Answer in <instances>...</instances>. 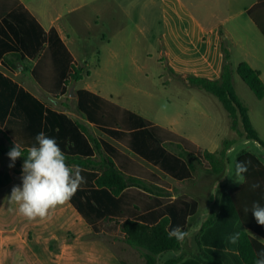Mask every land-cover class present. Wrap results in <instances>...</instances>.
I'll return each instance as SVG.
<instances>
[{
	"label": "crops",
	"instance_id": "obj_1",
	"mask_svg": "<svg viewBox=\"0 0 264 264\" xmlns=\"http://www.w3.org/2000/svg\"><path fill=\"white\" fill-rule=\"evenodd\" d=\"M260 1L0 0V146L12 148L17 142L27 150L43 131L57 140L66 155L96 162L102 156L110 158L126 175L158 188L151 193L130 187L114 196L96 186L100 170L81 167L87 182L75 196L47 219L28 220L7 198L12 187L22 183L21 173H13L12 182L0 189L4 199L0 246H6L0 251V264L16 263L11 251L15 225L24 235L38 236L18 243L27 264H134L138 251L123 241L122 223L133 219L155 225L163 218L189 236L179 250L160 255L157 264L169 259H179L177 264H246L239 239L232 244L229 237L245 232L263 244L264 240L242 224L233 204L230 190L244 181L238 184L231 179L226 189L215 190L220 178L211 166L184 155L200 156L197 152L204 149L214 153L221 139L208 146L193 142L197 151H190L183 145L188 140L185 132L171 123L139 124L114 114L107 106L112 98L93 84L92 74L123 70L126 64L139 66L141 56L156 65L166 57V66L176 75L202 68L222 73L228 54L234 72L239 63L247 62L264 81V58L254 52V40L264 49V35L253 31L257 26L248 15ZM182 76L190 85L188 75ZM145 142L156 148L153 158L140 152ZM175 147L183 150L179 156L184 176L177 175L167 158ZM11 162L8 155H0V171ZM198 166L209 173L210 187L202 185ZM55 231L61 236L79 231L80 236L62 237L60 251L54 252L51 234L44 233ZM93 233L99 237H90ZM138 257L135 264H145L141 254Z\"/></svg>",
	"mask_w": 264,
	"mask_h": 264
},
{
	"label": "rangeland",
	"instance_id": "obj_2",
	"mask_svg": "<svg viewBox=\"0 0 264 264\" xmlns=\"http://www.w3.org/2000/svg\"><path fill=\"white\" fill-rule=\"evenodd\" d=\"M258 30L257 27L253 29L257 34L259 32ZM254 44V52H261L264 58V49H261L255 40ZM141 57V64L139 66L126 64L123 70H106L99 74L92 72L93 84H97L98 89L103 94L112 98V103H107L110 111H113L114 114H118L119 116L122 114L125 117L129 116L136 123L139 122V124L148 123L153 125V123H157L159 125L169 126L171 123L182 134L185 132L188 140H184L183 145L187 150L190 149V151H197L193 146V142H200L208 146L218 138L221 139V143L223 139L236 140L237 143L234 145V148L228 151L229 162L215 190L222 191L229 186L231 179L233 182L236 160L243 152L256 154L264 161V148L257 142L246 140L245 137H239L231 129V119L218 99L206 92L203 95L202 91L192 85L190 81V85L187 86L185 80L182 79V75L187 74L189 78L204 77L211 80H218L221 71L202 68L192 72L186 70L179 71L176 72V75L166 66L168 60L166 57H162V62L158 65H156L154 60L149 61L146 56ZM262 62L261 71L264 79V59ZM234 85L237 95L249 108V115L258 135L264 140V97L258 99L236 72H234ZM149 143L145 142L141 144L139 146L141 149L140 152L153 158L152 155L156 148ZM182 151L179 147H175L173 149V156L167 155L168 160L171 161L174 169H176L178 176L186 175L183 167L184 161L180 157ZM206 151L207 149H204L197 153L204 154ZM18 162L19 160L17 159L14 163L15 166L12 168H9V164L5 163L4 169L1 171H8L13 175L17 169ZM196 174L202 176V178L204 177L202 185L208 183L209 187L212 185V182L209 180L210 175L206 170L202 171L198 166ZM3 201V196H0V203ZM102 225L103 223L97 224L96 229L98 230ZM19 228V226L15 225L12 231V245L15 247L11 251L16 257L15 264H27L21 254L18 243L22 244L25 239L33 240L38 236L33 232L24 235ZM76 232L77 234L73 231H68L61 236L55 231L53 233H44V235L51 234L49 237L51 239L50 250L58 252L61 249L59 240L62 237L65 240H71L80 236L79 231ZM90 237L96 238L99 236L93 233ZM5 247L2 244L0 251H3ZM139 254L140 252L134 253V264L137 262Z\"/></svg>",
	"mask_w": 264,
	"mask_h": 264
},
{
	"label": "trees",
	"instance_id": "obj_3",
	"mask_svg": "<svg viewBox=\"0 0 264 264\" xmlns=\"http://www.w3.org/2000/svg\"><path fill=\"white\" fill-rule=\"evenodd\" d=\"M248 15L264 35V0L254 5L248 11ZM235 72L258 99L264 97V81L259 71L255 70L249 63L241 62L236 67ZM233 73L234 70L229 62V55L226 54L222 73L218 80L192 77L189 78V81L195 87L204 90L218 99L231 119V129L239 137H245L246 140L257 142L264 148V140L260 138L251 121L249 108L236 93ZM81 127L88 138L97 145V140L90 134L89 129L83 125ZM236 143V140L223 139L220 148L214 153L206 151L204 154L198 156L185 152L184 155L185 157L188 156L192 161H197L199 164L208 163L211 166L213 175L216 178H221L229 162L228 151L234 148ZM10 149L9 147L0 146V155H8ZM24 154L27 155V150L24 151ZM66 157L69 165H79L82 168L100 170L101 175L96 178V186L107 189L114 196H119L130 187H137L151 193L158 189L143 179L126 175L110 158L102 156V159L96 162L92 158L70 155H66ZM18 160L15 173L20 174V166L24 157ZM241 160L250 162L248 172L245 174L243 184L231 189L230 195L242 224L264 240V226L256 222L251 210L247 213L244 211L246 208L250 209L253 202L259 201L261 204H264V163L256 154L251 152H243L237 157L236 162ZM11 182L12 174L8 171H0V188ZM253 184H260V188L253 189ZM171 229L172 227L168 218H163L155 225L127 219L121 225V230L124 233L123 241L140 252L145 260V264H157L158 257L163 253L180 249L181 244L177 243L174 238H168L167 233ZM261 248H264V244L250 237L247 233L242 232L239 235V250L246 264H255L257 252ZM179 261V259H169L165 260L162 264H177Z\"/></svg>",
	"mask_w": 264,
	"mask_h": 264
},
{
	"label": "clouds",
	"instance_id": "obj_4",
	"mask_svg": "<svg viewBox=\"0 0 264 264\" xmlns=\"http://www.w3.org/2000/svg\"><path fill=\"white\" fill-rule=\"evenodd\" d=\"M33 145L28 147L27 155L24 148L17 142L9 150L8 157L14 162L24 157L21 171V185H15L7 197L10 203L17 205V211L28 220L47 219L57 207L68 203L85 184L86 178L82 175L83 169L79 165H69L65 153L54 137L43 131L35 136ZM249 161H237L235 164V183H242L248 172ZM253 189L260 188V184H253ZM256 222L264 226V204L253 202L250 209ZM169 239H175L183 244L189 236L187 231L176 226L167 233ZM239 233L229 237V242L237 243ZM255 264H264V248L257 252Z\"/></svg>",
	"mask_w": 264,
	"mask_h": 264
}]
</instances>
